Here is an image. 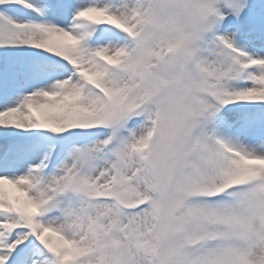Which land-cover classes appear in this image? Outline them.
<instances>
[{
	"label": "snow or ice",
	"instance_id": "snow-or-ice-1",
	"mask_svg": "<svg viewBox=\"0 0 264 264\" xmlns=\"http://www.w3.org/2000/svg\"><path fill=\"white\" fill-rule=\"evenodd\" d=\"M0 264H264V0H0Z\"/></svg>",
	"mask_w": 264,
	"mask_h": 264
}]
</instances>
